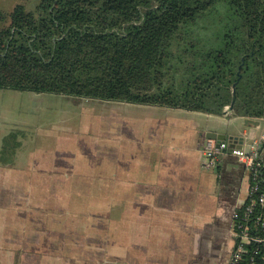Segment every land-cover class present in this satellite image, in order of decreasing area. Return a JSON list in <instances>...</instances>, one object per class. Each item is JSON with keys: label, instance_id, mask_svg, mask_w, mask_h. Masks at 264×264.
I'll return each mask as SVG.
<instances>
[{"label": "crops", "instance_id": "obj_1", "mask_svg": "<svg viewBox=\"0 0 264 264\" xmlns=\"http://www.w3.org/2000/svg\"><path fill=\"white\" fill-rule=\"evenodd\" d=\"M102 103L85 100L79 109L96 114ZM123 110L106 120L110 141L104 144L81 145L68 132L71 117L27 145V154L17 152L16 159L32 161L0 167V264H230L236 246L232 215L248 201L249 173L232 155L221 157L217 169L207 168L204 135L239 136L246 148L264 138V120L247 127L246 118L231 115L162 106ZM223 117L235 125H222ZM82 178L88 190L106 191L91 193L93 202L99 197L106 203L102 211L91 204L85 214L87 244L49 243L40 261L29 260L32 225L26 217H65V191L80 190ZM69 205L78 207L75 200ZM12 219L19 235L9 230Z\"/></svg>", "mask_w": 264, "mask_h": 264}, {"label": "trees", "instance_id": "obj_2", "mask_svg": "<svg viewBox=\"0 0 264 264\" xmlns=\"http://www.w3.org/2000/svg\"><path fill=\"white\" fill-rule=\"evenodd\" d=\"M0 89L264 120V0L19 3L0 12ZM250 217L264 236V208ZM245 247L239 264H264V245Z\"/></svg>", "mask_w": 264, "mask_h": 264}, {"label": "rangeland", "instance_id": "obj_3", "mask_svg": "<svg viewBox=\"0 0 264 264\" xmlns=\"http://www.w3.org/2000/svg\"><path fill=\"white\" fill-rule=\"evenodd\" d=\"M40 1L41 0H0V12L9 14L15 5L19 3L25 4L28 9L33 10L38 6ZM207 32L209 35H212V27ZM85 100L87 99L80 100L79 98L59 94H37L11 89H0V155L2 156V151L5 150L3 148L4 138L10 133L19 131L21 146L16 150V154L17 152L22 151V155H25L29 152L28 148H26L27 145L30 146L33 144L34 140L40 139L42 134L46 133V130L48 129H51L50 131L53 132L54 129L58 130L59 124L63 121H69L71 117L75 122L72 127L73 129L68 132L73 134L77 140L81 141V145H89L90 143L104 144L105 141H110L108 138H105L104 135V131L106 130V120L108 118H114L113 115L118 112L117 110L121 113L124 111L123 109L129 111L137 109H150L151 107L156 109V106L102 101V106L98 108L99 110L96 114H94V111L92 110L85 111L79 109H85ZM94 101L95 100H89L90 103ZM95 102L98 104L101 103V101ZM143 117L144 116L133 117L129 115L126 118L132 119ZM220 120L222 121V125H235V122L231 121V118L227 119L223 117L220 118ZM154 129L156 133V124L154 125ZM83 141L88 144H85ZM113 141H116V138H113ZM5 151L11 150L7 149ZM83 152H86V149H81V153ZM16 154H14L13 158L10 159L11 162L3 160L8 163H0V167L9 168L13 167L15 162L16 165H24L32 161V159L29 158L17 157L16 159ZM12 155L13 154H6L3 157H10ZM39 162L40 159H36L35 165H38ZM82 163L84 166L89 164L87 161H82ZM80 184V190L65 191L66 196L64 202L65 209L67 211L65 217H26L29 218L26 222L27 226L29 227L32 225L29 230L31 238L28 239L29 244L27 245L33 246V253L27 255L30 257L29 260L32 259L33 261H40L43 256L42 251L45 250L49 243H53L54 245L64 244L68 246H72L74 244L85 245V242L87 244L88 215L85 214L87 211L90 212L91 204H95V207L102 211L101 207L106 203L105 198L99 197L96 202H93V196L91 193H105L106 191L88 190L86 178H82ZM68 193L70 195L72 193H79L80 196L78 199H70L67 197ZM90 196L91 199L89 198ZM113 197H116V191H113ZM34 199H36V197H34ZM73 200H75L76 204H78L77 208L76 206L69 205ZM67 213H70L69 216ZM1 214L3 215L4 212L2 211ZM72 215H74V217H72ZM13 218L16 219L17 217ZM1 219L3 223L8 222V218L5 219L2 217ZM15 219L10 221L9 230L12 231L16 229V233L19 235L20 231L16 228ZM62 239L63 241L61 242ZM3 256L4 255H2V257ZM79 256L83 255L81 254ZM79 260L82 261L83 258H80Z\"/></svg>", "mask_w": 264, "mask_h": 264}, {"label": "built area", "instance_id": "obj_4", "mask_svg": "<svg viewBox=\"0 0 264 264\" xmlns=\"http://www.w3.org/2000/svg\"><path fill=\"white\" fill-rule=\"evenodd\" d=\"M263 143L264 138L253 141L246 148L231 149L230 144L227 141L218 142L216 140L207 139L203 147V154L206 159L205 166L207 168H216L221 157L229 154L244 163L249 173V203L245 207L243 215H241V211L239 212V210H241L245 205L235 209L232 215V231L236 239V246L234 248L230 264H239L243 261L245 254L248 253V249L245 247L246 244L256 242L264 245V236H252L249 233L248 224L255 207L259 205L264 208V159L261 152ZM258 217V219H260L261 216ZM261 225L264 227V222L263 224L261 223ZM254 253L258 254L259 251L256 252L255 250Z\"/></svg>", "mask_w": 264, "mask_h": 264}, {"label": "water", "instance_id": "obj_5", "mask_svg": "<svg viewBox=\"0 0 264 264\" xmlns=\"http://www.w3.org/2000/svg\"><path fill=\"white\" fill-rule=\"evenodd\" d=\"M245 125L247 127H257L259 122L255 119H245ZM203 135V134H202ZM206 139L216 140L218 142L227 141L230 144V148H243V138L239 136L230 135L224 133L208 132L204 135ZM217 169V168H216Z\"/></svg>", "mask_w": 264, "mask_h": 264}]
</instances>
